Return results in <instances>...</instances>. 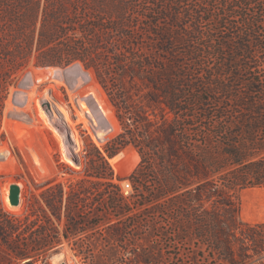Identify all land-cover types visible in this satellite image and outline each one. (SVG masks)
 Returning <instances> with one entry per match:
<instances>
[{"label":"trees","instance_id":"1","mask_svg":"<svg viewBox=\"0 0 264 264\" xmlns=\"http://www.w3.org/2000/svg\"><path fill=\"white\" fill-rule=\"evenodd\" d=\"M253 6L263 17L248 13ZM263 23L264 0H0V57L12 64L10 73L32 57L36 67L80 61L106 90L122 126L104 152L88 144L84 174L97 180L85 181L90 186L81 181L65 192L58 184L45 192V209L32 205L23 218L0 210V264H48L62 237L102 225L115 230L106 214L93 221L82 211L80 198L99 187L106 213H126L109 159L130 144L141 157L128 175L138 197L190 198L179 203V216L199 240L216 237L220 245L219 231L198 215L203 197L219 199L212 208L238 213L228 197L264 187ZM76 76L53 80L77 89L85 84L78 86ZM42 78L51 80L45 72ZM122 164L116 168L124 173L132 167ZM148 191L157 193L143 195Z\"/></svg>","mask_w":264,"mask_h":264},{"label":"rangeland","instance_id":"2","mask_svg":"<svg viewBox=\"0 0 264 264\" xmlns=\"http://www.w3.org/2000/svg\"><path fill=\"white\" fill-rule=\"evenodd\" d=\"M254 7L249 8L248 13L263 17L261 12L254 11ZM260 32L264 35V23L260 26ZM34 61L35 58L32 57L26 68L12 75V64H5L6 60L0 57V71H3L0 72V95L4 97L0 102V210L22 218L29 214L32 205L36 209H45V192L51 188L56 190L58 184L68 192L71 186H77L81 181L84 187L91 185L85 181H97L87 179L84 174L88 164L85 158L88 144L92 143L104 152L106 144L122 132L109 95L98 82L93 70L86 69L80 61L66 67H36ZM75 67L80 69L77 70L79 73L87 72L91 76L88 84L77 89H72L66 80L55 82L53 78L48 81L42 78L49 68L75 70ZM38 69L39 72L36 71ZM92 90L103 100L110 116L108 121L106 119L100 124L93 117L89 121L86 119L87 122L77 117L82 108L76 97H84ZM18 93L26 97L27 94H32L31 103L26 104ZM133 97V101H140L137 100L138 96ZM41 107H44L49 119L53 118L58 122L55 125L53 122L57 129H63L66 134L70 130L69 143L73 148H62V138L41 119ZM87 108L86 105L84 109ZM113 124V130L104 140V129ZM73 134L77 138V144L71 137ZM155 136L154 133L153 137ZM65 156L77 166L71 165L65 160ZM140 161V154L134 144L109 159L114 172L121 179L118 182L121 189L123 182L131 183L128 175ZM118 162L123 163L124 169L132 167L124 173L117 170ZM150 163L152 168L157 165V155H152ZM13 183L21 187L17 210L9 209L5 203V197L7 193L9 196ZM145 193L157 192L148 191L142 194ZM100 194L98 187L97 192L91 190L90 195L82 196L81 209L88 211L94 217L93 221H98L106 214L112 219L115 230L107 228L108 225H102L86 234L73 235L69 240L62 237L63 245L49 257L48 264H59L61 261H66L67 264H145L138 261L135 253L149 259L146 264H257L260 231L258 214L264 205V187L247 188L238 195H230L229 200L239 207L238 213L212 208L219 199L214 197L207 201L203 197L204 207L198 215L203 221L211 222L214 231H219L220 245L217 246L216 237L199 240L193 227L185 218L179 216V203L191 200L179 197V193L146 202L133 190L129 195L123 194L125 202L128 203L126 213L116 216L114 213L105 212ZM37 217L39 224H43L42 211L39 210ZM125 227L128 229L125 230ZM0 255H3L1 248ZM34 264L45 263L40 260Z\"/></svg>","mask_w":264,"mask_h":264},{"label":"bare ground","instance_id":"3","mask_svg":"<svg viewBox=\"0 0 264 264\" xmlns=\"http://www.w3.org/2000/svg\"><path fill=\"white\" fill-rule=\"evenodd\" d=\"M77 66H81V65L77 64ZM75 68H76L75 70H73V69L62 70V69L50 68V69H47L45 71V75H46V77H51V78H54L56 80L59 79V78L67 79L70 76H73V77L76 76V74L78 72L77 70H80V69H78L77 67H75ZM75 80L78 83V86L82 85V84L86 85L90 81V75L85 73V72H81V73H79L78 76H76ZM18 95H19L20 98L24 99V102L26 104H30L31 103L32 94H30V95L27 94L28 95L27 97H26V95H23L21 93L20 94L18 93ZM76 101H78V103L80 102L79 104H80V106L82 108L81 109L82 111H80V114H79L81 120L83 119L85 122H87L86 119H88V121H89L90 118L93 117L95 122L101 123V122H103V121H105L107 119V117H108L107 109H106V107L104 106V104L102 102L103 100L97 95V93L94 90H92L88 95H86L84 97H77ZM55 105L60 110L62 109V108H60L59 105H57V103H55ZM86 105H87L88 108L84 109V108H86ZM39 114H40L41 119H43L46 122V124L49 125V128H51L54 132H56L59 135L60 138H62V140H63L62 141L63 142L62 143V145H63L62 148L63 147H68V149H69V147L71 148L72 145L69 143L67 134L65 133V131H63V129L61 131V130L57 129V127L54 126L55 124H58V122L53 120V118L49 119L48 114L46 113V111H44V107H41V110H40ZM65 118H68V117H65ZM53 122H54V125H53ZM71 137L73 138L75 144H77L78 141H77L76 136H74V134H73V135H71ZM75 149H77V148H75ZM65 160L69 161L71 165L77 166V164H75L68 156H65ZM5 203H6L7 207L9 209H11V210H17L18 209V206H12L10 204L8 193H7V196L5 197Z\"/></svg>","mask_w":264,"mask_h":264},{"label":"built area","instance_id":"4","mask_svg":"<svg viewBox=\"0 0 264 264\" xmlns=\"http://www.w3.org/2000/svg\"><path fill=\"white\" fill-rule=\"evenodd\" d=\"M121 190L124 195H129L133 191L132 184L129 181L123 182ZM258 225L260 231L258 235L257 264H264V205L261 206L258 214Z\"/></svg>","mask_w":264,"mask_h":264},{"label":"water","instance_id":"5","mask_svg":"<svg viewBox=\"0 0 264 264\" xmlns=\"http://www.w3.org/2000/svg\"><path fill=\"white\" fill-rule=\"evenodd\" d=\"M70 130L68 129L67 130V136H68V140H70ZM75 158V156H74ZM76 159V158H75ZM20 197H21V187L19 184L17 183H13L11 186H10V193H9V201H10V204L12 206H17L20 204ZM60 264H67L66 261H61Z\"/></svg>","mask_w":264,"mask_h":264}]
</instances>
